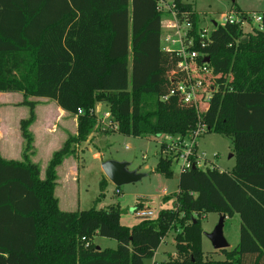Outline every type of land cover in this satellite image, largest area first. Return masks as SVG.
Masks as SVG:
<instances>
[{
  "label": "trees",
  "instance_id": "trees-1",
  "mask_svg": "<svg viewBox=\"0 0 264 264\" xmlns=\"http://www.w3.org/2000/svg\"><path fill=\"white\" fill-rule=\"evenodd\" d=\"M161 17L157 0H0V92H22L28 108L22 161L0 157V264H144L176 226L181 259L159 264H243L247 255L264 256V30L242 38L238 25L226 24L211 33L205 90H217L195 109L178 95L161 100L185 79L176 54L162 49ZM29 97L54 100L77 117L76 135L52 154L43 180L29 161L36 106ZM97 104L108 106L117 133L132 137H184L200 118L208 132L232 138L235 165L179 173L174 210L132 228L119 224L117 206L60 211L56 168L92 132ZM171 165L160 157L155 171L171 178ZM212 213L238 214L242 222L238 246L217 250L223 261L202 260L201 217ZM94 236L117 248L97 249Z\"/></svg>",
  "mask_w": 264,
  "mask_h": 264
},
{
  "label": "rangeland",
  "instance_id": "rangeland-1",
  "mask_svg": "<svg viewBox=\"0 0 264 264\" xmlns=\"http://www.w3.org/2000/svg\"><path fill=\"white\" fill-rule=\"evenodd\" d=\"M182 1L187 3L184 4L181 2L183 5L191 7V10L186 12H190L191 19L193 18V14L196 16L198 28H209L213 21L219 22L221 15L228 13L234 5L247 9L248 12L246 13L264 12V0ZM171 2H174V0H166V3ZM161 14L162 22H165L168 15ZM253 26V24L243 26L242 38L248 35H254L255 29H253ZM161 33V46L164 48L171 47L165 40V34L167 32L162 29ZM98 105L94 109L98 113H96V123L92 132L84 142L73 144V156H76L83 165L79 209L89 210L95 208L100 210L117 206L120 211L119 224L126 228L135 227L143 221L135 215L137 208H148L153 211V220L161 212L174 210L175 194L178 191V178L180 173L179 164L172 163L171 170L173 175L171 178L163 177L155 171V168L160 157H165V155H170V153L175 151H181L183 146L179 145L184 141L190 142V135L187 134L184 137L179 135L132 137L130 135L116 134L117 127H111L109 125L110 118L105 119L103 117V112L108 111V106L105 104ZM194 144L195 152H197L196 157L202 170L212 169L214 164V167H217L218 170L223 172L231 171L235 163L231 137L205 130L195 139ZM161 145L164 147L163 150H161ZM172 147H175V150L171 151ZM39 148L40 158H45L48 154L49 146L46 148L40 146ZM107 160L126 162L130 164V170H136L138 173L147 176L138 182L117 187L106 178L102 171V162ZM116 190H118V194ZM163 190H165V195L162 193ZM60 208L70 211L73 210V205L71 201L65 202L63 200L60 203ZM218 222L219 217L216 214H206L201 217L202 260H224L225 258L217 250L215 251L213 249L211 242L206 237V234L211 233ZM232 225L233 223L228 221L225 224V229H223V235L230 243H233L239 236L236 226ZM179 231V226L170 229L156 250L153 259L144 260V264H153L154 262L159 264L169 259H181L176 254L174 241V236ZM81 241L85 242L82 239ZM92 245L98 249H116L118 242L113 239L94 236ZM85 246H88V244L86 243ZM30 261L32 262V260ZM23 264L27 263L23 262Z\"/></svg>",
  "mask_w": 264,
  "mask_h": 264
},
{
  "label": "crops",
  "instance_id": "crops-1",
  "mask_svg": "<svg viewBox=\"0 0 264 264\" xmlns=\"http://www.w3.org/2000/svg\"><path fill=\"white\" fill-rule=\"evenodd\" d=\"M180 1L184 4H187L182 0ZM235 7L243 13L248 12L247 9H243L238 5H235ZM23 100L24 96L22 92H0V157L5 161H22L24 141L21 136L20 122L28 117V108L22 105ZM28 100L36 103L34 110L35 121L29 127V131L33 136L34 148L33 154L29 155V161L39 167V177L41 180H43L45 177L47 164L52 154L62 147L68 136L76 135L77 117L62 110L54 100L39 97H29ZM98 106H100V104ZM40 146L45 148L49 146L48 154L45 156V158H40ZM82 168L83 165L76 156L65 158L56 168L54 196L58 200V207L60 211H82L78 206L79 196L82 190ZM212 168L217 169V167H214V164ZM219 171L223 172L221 170ZM162 193L165 195V190H163ZM66 196L67 198H65ZM63 200H65V202L71 201L73 210H62L60 208V203ZM216 215L220 217L219 214ZM228 221L232 222V226H236V230L239 232V236L234 240L233 243H230L228 239L225 238L228 243L227 249L232 250L239 244L242 222L238 214H235L232 218L225 217L223 229H225V224ZM2 256L7 257L8 254H2ZM26 256L28 258H32L31 255ZM256 258L257 256L255 257V255H247L243 258V264H264V256L259 260ZM153 264L156 263L154 262Z\"/></svg>",
  "mask_w": 264,
  "mask_h": 264
},
{
  "label": "built area",
  "instance_id": "built-area-1",
  "mask_svg": "<svg viewBox=\"0 0 264 264\" xmlns=\"http://www.w3.org/2000/svg\"><path fill=\"white\" fill-rule=\"evenodd\" d=\"M157 6L161 13L168 15L165 22H162L161 18V32L162 29L167 32L165 34V40L171 47H162V49L176 54L179 58L178 68L185 74V79L176 83L175 88L171 89L169 94L163 96L161 100L165 101L169 96L178 95L184 103L191 104L195 106V109H199V104L209 102L212 91L214 90L213 88L211 91L205 90V77L207 78L212 72L209 66L210 58L205 51L211 43V33L218 26H224L226 24H235L241 29H243V26L253 24V29L264 30V12L243 13L232 8L228 13L221 15L219 22L213 21L209 28L199 27L194 32L190 12L188 13L185 10L179 9L174 2L166 3V0H157ZM213 23H216V25L214 26ZM206 58H209L208 62L205 61ZM77 113L81 114L82 110L79 109ZM94 113L96 115L98 112L94 110ZM103 117L109 119V112H103ZM109 125L116 128L111 120L109 121ZM205 130H207L206 126L201 123L199 118L196 128L189 133L190 142H182L179 145L183 146L181 151H175L170 153V155H165V158L171 159L172 163L179 164L180 173L192 167L201 169L196 157L197 152H195L194 143L195 139ZM173 150H175V147H172L171 151ZM116 193H119L118 190H116ZM135 215L141 220H148L153 219L154 212L148 208H137Z\"/></svg>",
  "mask_w": 264,
  "mask_h": 264
},
{
  "label": "water",
  "instance_id": "water-1",
  "mask_svg": "<svg viewBox=\"0 0 264 264\" xmlns=\"http://www.w3.org/2000/svg\"><path fill=\"white\" fill-rule=\"evenodd\" d=\"M213 25L215 26L216 23H213ZM205 61L208 62L209 58H206ZM128 166L129 164L126 162L107 160L102 163L101 168L106 178L117 187L124 184L138 182L146 176L145 174L138 173L135 170H129ZM224 219L225 217L220 215L219 222L216 227L211 233L206 234V237L211 242L214 250L228 248V243L223 235Z\"/></svg>",
  "mask_w": 264,
  "mask_h": 264
}]
</instances>
